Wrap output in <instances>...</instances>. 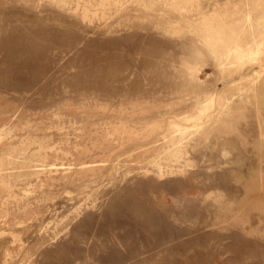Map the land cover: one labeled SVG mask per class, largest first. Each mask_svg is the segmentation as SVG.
<instances>
[{"label":"rangeland","instance_id":"rangeland-1","mask_svg":"<svg viewBox=\"0 0 264 264\" xmlns=\"http://www.w3.org/2000/svg\"><path fill=\"white\" fill-rule=\"evenodd\" d=\"M151 258L264 264V0H0V264Z\"/></svg>","mask_w":264,"mask_h":264},{"label":"bare ground","instance_id":"bare-ground-1","mask_svg":"<svg viewBox=\"0 0 264 264\" xmlns=\"http://www.w3.org/2000/svg\"><path fill=\"white\" fill-rule=\"evenodd\" d=\"M132 217H133V223L134 225H136L135 228L141 231V233L143 234L142 235L143 237H146L147 233L149 234L152 233V235H154L157 232L155 228L159 225H162V223L167 222V215L151 214L150 216V215H147L146 209L140 208V207H137V210H134V212L132 213ZM160 241L161 240H157V241L155 240L157 244ZM185 244H188V242ZM175 247L176 245H172V246L170 245V247L168 248L173 250ZM197 255H200V253H197ZM149 260H151L150 261L151 264H165L164 262L152 263V258ZM187 264H190V263H187Z\"/></svg>","mask_w":264,"mask_h":264}]
</instances>
